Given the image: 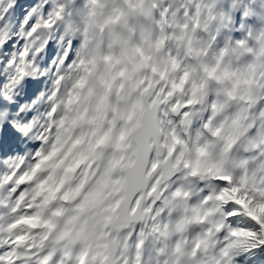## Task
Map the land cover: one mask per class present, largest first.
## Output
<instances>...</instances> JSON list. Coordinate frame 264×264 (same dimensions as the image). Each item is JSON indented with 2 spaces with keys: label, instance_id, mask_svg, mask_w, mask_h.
<instances>
[{
  "label": "snow or ice",
  "instance_id": "1",
  "mask_svg": "<svg viewBox=\"0 0 264 264\" xmlns=\"http://www.w3.org/2000/svg\"><path fill=\"white\" fill-rule=\"evenodd\" d=\"M114 260L264 264V0H0V264Z\"/></svg>",
  "mask_w": 264,
  "mask_h": 264
},
{
  "label": "water",
  "instance_id": "2",
  "mask_svg": "<svg viewBox=\"0 0 264 264\" xmlns=\"http://www.w3.org/2000/svg\"><path fill=\"white\" fill-rule=\"evenodd\" d=\"M128 225L127 224H124L122 227H127Z\"/></svg>",
  "mask_w": 264,
  "mask_h": 264
}]
</instances>
